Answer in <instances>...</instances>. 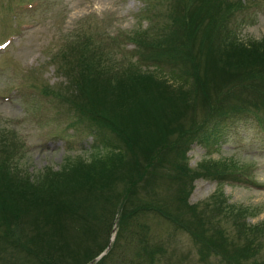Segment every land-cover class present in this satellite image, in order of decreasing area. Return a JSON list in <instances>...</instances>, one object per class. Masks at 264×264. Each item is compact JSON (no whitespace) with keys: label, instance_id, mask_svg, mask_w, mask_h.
Here are the masks:
<instances>
[{"label":"rangeland","instance_id":"374dc122","mask_svg":"<svg viewBox=\"0 0 264 264\" xmlns=\"http://www.w3.org/2000/svg\"><path fill=\"white\" fill-rule=\"evenodd\" d=\"M241 1L245 6L235 13L231 24L233 33L246 44L263 39L264 0ZM178 2L179 0H0V130L6 132L4 141H7L10 148H14L13 160L9 162L12 169L9 172L3 171L1 179L15 175L13 182H16L21 178L35 179L44 177L49 171H59L67 173L60 174L59 183L55 184L62 186L71 184L69 180L76 177L72 174L68 180L71 183L64 182L67 181V168L74 160L88 162L96 153H100L99 159L102 158L100 155L107 152H97L93 146L103 136H112L113 133L103 129L105 127L100 121L88 114L76 116L74 106L63 99L66 92L76 89L78 82L88 81L83 77L80 61L76 59L75 49L72 48L78 39L89 40L93 43L90 48L99 52L97 58L101 63L115 68L118 65L127 66V62H130L140 69L137 72L150 73L174 86L176 75L166 68L139 64L140 61L136 60V46L131 40L139 41L142 50H145L147 47H158L164 43L166 36L175 35V40L172 41L174 46L170 42L159 48L183 51L185 45L177 32L171 31L168 18L170 10L176 9ZM189 8L191 10V6ZM211 19L212 14L205 12L201 21H195L197 31L194 42L190 44L192 48L189 46L186 49L194 55L199 66L204 62L206 51L202 58L203 48L209 41L206 28ZM166 53L165 58L171 59L170 54ZM251 71L262 72L259 81L264 88V65L252 67ZM116 74L119 75H114L115 78L111 79L113 83L117 82L121 71ZM103 80H95L93 85L108 87L109 81ZM242 93L240 100L233 99L229 101L230 104L235 106L252 102L248 99L250 92L243 90ZM206 110L199 102L193 113L187 112L182 121L186 123L191 118L195 124H199ZM216 111H230V108L226 106L223 109L217 108ZM3 145L5 143L1 140L0 151ZM188 146L185 163L190 170L199 171V165L210 160H223L225 163L237 164L239 171H244L241 175L230 173L228 179L219 184L212 177L184 178L183 182L187 184L184 197L181 195L177 198L175 194L176 188L182 184L176 179H165L162 188L157 190V197L167 200L171 213L188 210L185 214L179 213V217L184 220L193 218L195 222L197 215L190 214L189 205H197V211L202 212L210 196L216 190V195L221 192L220 196L228 205H233L232 212L224 209V213L219 216L218 228L223 232L204 226L205 235L218 244V247L210 244L211 248H216L214 251L219 252L218 255L209 249L210 245L206 242H196L190 234L176 229L172 221L145 214L139 221L122 225L117 218L110 221V209H103L101 205L93 207L92 203L88 204L86 201L79 226L84 225L83 233L88 232L86 236H92L88 245L84 246L93 247L98 252L107 244L111 248V263L116 259L127 263L131 260L145 263L148 253L144 249L148 247L150 250H157L155 264H264L263 112L258 117L251 115L247 119L221 121L204 142L197 140L189 142ZM2 156L4 155L0 152V160ZM206 167L212 172L211 164H206ZM122 182L114 183L122 188H117L119 192L124 191ZM77 184H82V181ZM139 195H143L142 191ZM173 197H176L182 210L178 209L177 202L172 201ZM182 198L185 201L182 202ZM119 200H124V197ZM238 207L245 208L246 212L241 216L237 215V220L234 212ZM210 210H204L206 216L202 217L209 223L213 220H207L208 218L215 219ZM105 218L108 219L106 224V220H103ZM239 222L245 224V228L249 229L248 233L240 232ZM140 225L146 228L145 237L142 230L136 227ZM3 227L5 225H0V233ZM25 228L23 229L26 230ZM73 232L75 231L71 233ZM79 236L84 238L83 235ZM12 238L18 240V233L15 232ZM253 238L254 243L259 241V247L258 244L254 247L258 251L254 250L251 243ZM136 240L145 241L147 247L144 248L145 244H137ZM223 243L227 245H222ZM248 243L250 244L247 246ZM7 247L0 252V260L8 258L9 252L11 256L13 252L18 255L13 245ZM108 247L94 262L100 259L101 254L108 253Z\"/></svg>","mask_w":264,"mask_h":264},{"label":"trees","instance_id":"16d2710c","mask_svg":"<svg viewBox=\"0 0 264 264\" xmlns=\"http://www.w3.org/2000/svg\"><path fill=\"white\" fill-rule=\"evenodd\" d=\"M244 6L241 0H179L176 9L170 10L168 18L171 31L177 32L185 45L183 51L159 48L174 41L175 35L166 36L162 45L145 50H142L139 41L131 40L136 46L139 64L166 68L176 75L174 86L150 73L137 72L140 69L130 62H127V66L111 68L97 58L99 52L90 48L93 43L78 39L72 49H75L83 77L88 81L78 82L76 89L66 92L63 99L74 106L76 116L88 114L100 121L105 127L103 129L113 133L112 136H103L93 146L95 151L107 153L101 154L100 159V153H96L88 162L74 160L70 163L68 176L65 177L67 181L64 182L71 181V184L55 185L59 183L60 174H67L59 171H49L44 177L21 178L13 182L15 175L1 179L3 171L12 169L9 162L13 160L14 148L4 141L6 132L0 130V144L1 140L5 143L0 151L4 155L0 160V225H5L0 233V252L5 251L7 245H13L18 251V255L13 252V256L9 252L8 258L0 260L1 264H87L92 261L91 264H155L157 250H150L145 241L136 240L137 244L147 247L144 249L148 253L145 263L139 260L127 263L116 258L111 263V248L107 244L98 252L93 247H86L92 235L86 236L88 232L83 233L84 225L79 226L83 218L84 201L92 203L93 207L101 205L103 209H110L111 222L117 218L122 225L132 224L145 214L157 215L172 221L176 229L190 234L196 242L218 247L205 235L204 226L223 232L218 228L219 216L224 213V209L232 212L233 205H228L220 196L221 192L216 195V190L210 196L202 212L197 211V205H189L190 214L197 215L195 222L193 218L184 220L179 217V213L185 214L188 210L171 213L167 200L157 197V190L162 188L165 179H176L182 184L176 188L175 194L177 198L181 195L184 197L187 191L184 178L212 177L219 184L228 179L230 173L241 175L244 172L239 171L237 164L225 163L223 160L204 162L199 165V171L190 170L185 163L188 143L197 140L204 142L221 121L246 119L251 115L258 117L260 112L264 114V88L259 81L262 72L251 71L252 67L264 65V36L259 41L246 44L236 37L231 28L235 13ZM205 12L211 13L212 19L206 28L209 41L203 48L202 58L206 51L204 62L199 66L194 55L186 49L189 46L192 48L190 44H193L197 31L195 21H201ZM166 52L171 59L165 58ZM119 71L121 76L113 83L111 79L119 75L116 74ZM103 79L109 81L108 87L93 85L95 80ZM243 90L251 93L248 99L252 102H248L249 105H231L229 101L240 100ZM198 101L207 109L202 122L195 124L189 118L184 123L182 120L187 112L193 113ZM226 106L230 111H216ZM206 164L212 165V172ZM72 174L76 177L70 179ZM81 181L82 184H77ZM120 182L123 184L122 192L118 191L122 188L114 184ZM141 191L143 195H139ZM122 196L124 200H119ZM172 201L176 203V197ZM178 209L182 210L179 204ZM206 209H211L210 212L215 215V219H207L213 220L211 223L202 218L206 216ZM244 212L245 208L238 207L234 212L236 219L237 215L241 216ZM103 220H106L105 224L108 221L106 218ZM239 226L240 232L248 233L249 229L245 228L244 223L239 222ZM136 227L142 230L145 237V226ZM15 232L18 233V240L12 238ZM254 240H251L253 248L259 242L254 243ZM106 247L108 253L94 262ZM159 249L163 250L162 247ZM209 249L218 255L219 252L214 251L216 248L210 245ZM254 250L258 251L257 248Z\"/></svg>","mask_w":264,"mask_h":264}]
</instances>
